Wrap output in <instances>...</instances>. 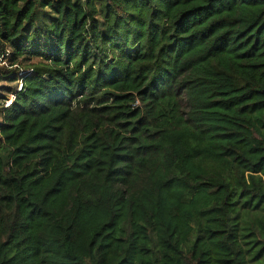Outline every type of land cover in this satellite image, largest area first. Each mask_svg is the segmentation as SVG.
<instances>
[{
  "label": "trees",
  "instance_id": "1",
  "mask_svg": "<svg viewBox=\"0 0 264 264\" xmlns=\"http://www.w3.org/2000/svg\"><path fill=\"white\" fill-rule=\"evenodd\" d=\"M2 77L0 264H264V0H0Z\"/></svg>",
  "mask_w": 264,
  "mask_h": 264
},
{
  "label": "rangeland",
  "instance_id": "2",
  "mask_svg": "<svg viewBox=\"0 0 264 264\" xmlns=\"http://www.w3.org/2000/svg\"><path fill=\"white\" fill-rule=\"evenodd\" d=\"M23 72H26V70H22L21 73H23ZM17 84H18V79L17 80H11V79L5 78V77L0 78V95H3L0 98V105L5 100L3 98L4 96L7 97V96H9L10 92L15 91ZM9 100H11V99H9ZM0 108H1V106H0Z\"/></svg>",
  "mask_w": 264,
  "mask_h": 264
},
{
  "label": "built area",
  "instance_id": "3",
  "mask_svg": "<svg viewBox=\"0 0 264 264\" xmlns=\"http://www.w3.org/2000/svg\"><path fill=\"white\" fill-rule=\"evenodd\" d=\"M21 88H22V83H21L20 86H19V89H21ZM14 98H15V95H11V96H9L8 99L6 98V99L3 101L4 106H5L6 108L10 107V106L12 105L13 101H14ZM9 99H11V100H9Z\"/></svg>",
  "mask_w": 264,
  "mask_h": 264
}]
</instances>
